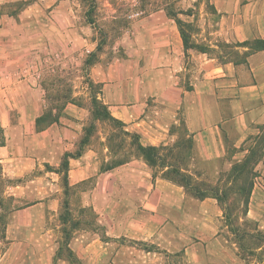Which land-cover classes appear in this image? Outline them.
<instances>
[{"label": "crops", "instance_id": "obj_1", "mask_svg": "<svg viewBox=\"0 0 264 264\" xmlns=\"http://www.w3.org/2000/svg\"><path fill=\"white\" fill-rule=\"evenodd\" d=\"M210 4L194 39L211 50L186 47L161 4L132 20L110 54L96 52L76 0H0L2 197L15 205L0 264H248L224 234L218 199L135 153L116 160L91 105L97 94L145 147L186 134L190 161L179 169L216 184L264 130V0ZM258 168L246 217L264 231Z\"/></svg>", "mask_w": 264, "mask_h": 264}, {"label": "rangeland", "instance_id": "obj_2", "mask_svg": "<svg viewBox=\"0 0 264 264\" xmlns=\"http://www.w3.org/2000/svg\"><path fill=\"white\" fill-rule=\"evenodd\" d=\"M77 4L80 6L79 16L81 21H87L93 24V27L97 31L96 38L98 39V48L96 52L107 51L110 54L112 53V48L118 44L122 35L126 32V28L129 26L132 20L137 19L145 15V8L156 5H169L176 14L175 20H182L183 22V31L186 38L188 39L189 47L204 49L206 51L211 50L206 44L200 43L196 44L194 37L204 36L205 32L201 27L202 16L206 12L212 11V6L210 0H76ZM111 5L115 8L118 13H112L109 10V7L104 5ZM203 7L204 12L200 11V8ZM137 13L139 14L138 16ZM117 15V18L114 19L113 16ZM189 16V17H188ZM184 39V37H183ZM197 46V47H196ZM226 48L222 49L223 52H226ZM90 60V58H89ZM97 90L94 89L92 92L95 93ZM95 119L96 117L93 116ZM104 134L108 136V145L113 156L117 157L116 160H121L122 158L127 159L133 153H138L136 151V146L133 143V140L130 137L124 135V129L114 122H111L108 119H102V123L99 126ZM98 127V128H99ZM96 127H93L90 130V133H94ZM186 134L183 136V141L180 145L176 144L174 147H166L165 149H158L153 160H155V166H150L157 173H171L174 170V167H170L169 170H164V163L166 162L169 165H174L178 167V161L189 162L190 161V146L187 141ZM252 143H248L246 148L251 150ZM184 154V157L180 155ZM162 156V160H159L158 157ZM244 159V158H243ZM242 159V160H243ZM257 164H250L248 171L240 175L237 180H234L231 184L227 180V174L232 170V168L227 172L223 173L220 179L216 184L206 185L213 187L218 190V193L221 196V192L225 190L226 187L231 188V193H228L227 196V205L230 206V210L227 213H230L231 222L226 221L225 223V235L231 243H236L235 234L231 230L232 228H239L242 232H256L255 229H258L262 233L257 222L251 221L243 215L242 207L240 202L245 198L246 193L249 191V186L251 181H256V178L260 175V169L258 166L264 162V157L262 159L255 157V160H258ZM241 160V161H242ZM234 165V164H233ZM233 167V166H232ZM196 179L193 178V181ZM6 181H4L1 168H0V241H2V235L6 225V217L9 212L14 208V203L7 197H2L4 189H6ZM204 185V187L206 186ZM242 187V190L240 188ZM192 191V190H190ZM193 192V191H192ZM223 199V198H222ZM1 244V243H0ZM2 245V244H1ZM0 245V246H1ZM238 246V245H237ZM261 249H249L248 252L245 251L241 255L246 258L250 264H264V258L260 260ZM264 257V256H263Z\"/></svg>", "mask_w": 264, "mask_h": 264}, {"label": "trees", "instance_id": "obj_3", "mask_svg": "<svg viewBox=\"0 0 264 264\" xmlns=\"http://www.w3.org/2000/svg\"><path fill=\"white\" fill-rule=\"evenodd\" d=\"M21 7H22V4H18L17 8H14L10 13H16L18 10L21 9ZM168 12L171 16L177 17L176 12L172 8H169ZM177 22L180 26L182 36L184 37V42L186 44V47H189L188 39L186 38L185 33L183 31V22L180 19H177ZM200 50H204V49H200ZM91 105L93 109V116L96 117V119H100V120L108 119L111 122L119 124L124 129L123 124L119 122L118 120L114 119L110 115L106 106L98 98L97 94L92 95ZM124 135L127 137H130L133 140V143L136 146V151L138 152L136 153L137 155L142 156L151 166L156 165L155 160H153L152 157L155 156L158 149L160 148L165 149V147H150V146L145 147L140 143L139 137L137 135L132 134L126 131L125 129H124ZM248 143H252V147H251V150H249L247 156L242 161L235 163L232 167V170L227 174V180L229 181L230 184L234 180L238 179L239 174L242 175L245 172H247L249 169L248 167L250 166V164H252V162H254L253 164L258 163L259 159L255 160V157H258L260 159L264 157V130L262 131V134H260L259 136L253 139H250ZM158 159L162 160V156H159ZM166 165L167 163L165 162L164 166ZM65 166H67V164H65ZM172 167H174V170L171 173H165L163 175L171 180L181 183L188 190H192L193 193L197 197L203 198V197L209 196V197H214L218 199L220 205L222 206L224 210V217L226 221L228 220L231 222V218H229L230 213H227L230 210L229 208L230 206L226 207L228 193L232 192L230 187H226L225 190L221 192V196H220V194L218 193V190L214 189L212 186L208 187L205 183H203L202 185L197 184L195 181H193L192 176H190L187 173L182 172L180 169H178L174 165H172ZM204 185L206 186L204 187ZM252 187H253V181H251V184L249 186V191L248 193H246L245 198L242 199V201L240 202V205L243 209L241 213H243L245 217L247 216V213H248V204H249ZM240 190H242V187L240 188ZM231 230L235 234L236 243L241 253L245 251L248 252L249 249L251 250L261 249L260 250L261 254H260L259 259L262 260L264 258L263 257L264 256V233H262L258 229H255L256 232H251V233L242 232L239 228H232ZM248 264H249V261H248Z\"/></svg>", "mask_w": 264, "mask_h": 264}, {"label": "built area", "instance_id": "obj_4", "mask_svg": "<svg viewBox=\"0 0 264 264\" xmlns=\"http://www.w3.org/2000/svg\"><path fill=\"white\" fill-rule=\"evenodd\" d=\"M139 14L137 13V15L136 16H138Z\"/></svg>", "mask_w": 264, "mask_h": 264}]
</instances>
